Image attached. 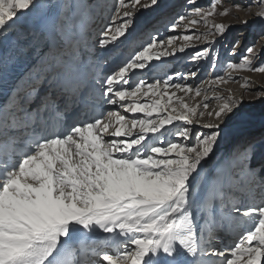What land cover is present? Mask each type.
Listing matches in <instances>:
<instances>
[{
	"label": "snow or ice",
	"instance_id": "snow-or-ice-1",
	"mask_svg": "<svg viewBox=\"0 0 264 264\" xmlns=\"http://www.w3.org/2000/svg\"><path fill=\"white\" fill-rule=\"evenodd\" d=\"M220 2L199 6L197 0H186V10L169 31L195 33L201 21L207 25L213 16L227 14L228 8L218 13ZM258 3L264 6V0ZM157 4L115 0L96 43L102 49L112 46L134 25L135 13ZM34 7L36 0H0V33L15 30ZM87 10L80 3L71 14L57 15L31 33L34 47L44 42L50 51L0 105V264H264V153L254 164V145L209 182L206 202L219 199L223 204L225 191L230 194L224 215L203 223L197 219L200 170L214 154L226 122L241 113L243 97L205 96L193 106L185 97H200L202 88L188 83L184 73L163 82L133 80L149 62L200 43L207 46L194 51L192 61L210 57L214 69L212 45L231 26L213 23L202 35L184 34L179 48L176 35L153 37L109 72L92 77L101 102L118 110L62 131L40 128L44 113L58 108L57 99L81 83L78 53L87 41L78 20ZM258 15L264 18V11ZM260 54L249 46L239 62L229 60L225 67L264 73V63L254 65L249 58ZM229 55H236V45ZM226 78L236 77L217 74L211 83ZM41 80L48 83L42 97L36 88ZM211 99L222 103L209 109ZM121 111L144 118L128 120ZM205 114L210 119L201 123ZM194 127L207 131L193 132ZM225 221L233 231L243 228L227 245L221 238ZM94 236L101 238L89 242Z\"/></svg>",
	"mask_w": 264,
	"mask_h": 264
},
{
	"label": "rangeland",
	"instance_id": "rangeland-1",
	"mask_svg": "<svg viewBox=\"0 0 264 264\" xmlns=\"http://www.w3.org/2000/svg\"><path fill=\"white\" fill-rule=\"evenodd\" d=\"M111 1L112 0H110L109 4L107 5L108 12L105 13L106 15L101 12L97 13V15L104 16L105 22H101L100 26H98V29L94 30L93 35H91L90 38L88 39V42H90L89 40H92L93 45H97L96 41L98 36L100 35L101 31L104 30L105 26L109 23L110 18L113 15V6L115 4V0H113L112 4ZM197 2H199L198 3L199 6H207L209 0H197ZM142 3H150V0H142ZM92 4L90 3V6H92ZM177 4H178L177 7H171L170 10L167 9L168 11L165 12L166 15L167 13H170V11L172 12L173 10H175V12L166 15V16H170V15L171 16L168 21H164L165 24L164 28H161V30L158 31L160 34L156 32L159 29L158 26L156 27V25H158L159 21H161V19L163 18L162 16L163 13L161 12L162 11L161 1L158 0L157 5L152 6L151 8L141 9L140 11L135 13L134 25L130 27V29L126 32V35L124 37H120L118 41L113 44L114 46L118 45L117 47H115L116 50L108 53L107 56L106 55L103 56L104 55L103 51L107 50L110 47H108L107 49L101 48V51L95 57L96 61L102 58V68H104L106 64L117 58V56H119V53L121 55L125 54V59H127L132 54H134L133 51H139L142 49L143 46L151 42V39L153 37L158 36L159 38L166 40L169 35H176L177 36L176 42L178 41L179 43L183 44L182 36L184 34H191L194 36L202 35L207 31V28L213 23H224L225 25H230L231 27L228 28L223 38L218 39L216 42L217 44L215 43L214 45H212L213 51L217 54L216 66L214 69L212 67V62L210 57L201 58L198 62H193V61L191 62L190 60L192 57V53L194 51H198L202 47H206L207 46L206 44L200 43L196 48H188L184 53H182V55H184V58L182 59V63L183 64L186 63L185 64L186 69H184L185 71L183 70L182 72L179 73H184L185 75H189L190 76L188 79L189 81L187 82L194 86H200L202 88V93L200 97H194V93L193 94L190 93L188 94V96L185 97V100L186 102L195 106L198 102L202 103L205 96L211 98L214 95H224V96L230 95L234 99L243 97L244 103L242 105L241 113H238L236 116L232 117L229 121L226 122L224 126V132L222 134L220 141L218 142L215 152H219L221 149L225 148L226 150L225 152H229V154L231 155L232 150L230 151V149L231 148L233 149L237 145L236 153L238 154L241 153L243 149L247 147L249 144L254 145L255 147L254 153L262 151L264 149V130H258V129L259 127L264 126V95H261L262 93H264V73H258L249 70L233 71L227 69L225 65L226 62H228L229 60L233 62H239L245 55L246 48L253 45L256 46V43L261 38V36H264V33L263 35L262 33L259 34L258 37L256 36L257 38L253 35L245 34V32H248L247 30L250 29V27H253L252 23L255 22V20L258 17H260L258 13L264 11V6H261L258 3V0H232V3H228L227 0H221L220 4L218 5L217 11L218 13H221L223 12L224 8H228L227 14L225 15L217 14L213 16L208 20L207 25L203 21H201L196 26L197 31L195 33H186L183 30H178L177 32H170L169 26H167L165 22H169L171 24L176 19L178 14H181L186 10V0H177ZM235 4H239L241 5V7L236 8L234 6ZM90 6H88V10L91 8ZM188 11H191V9H188ZM173 13L174 15L172 16ZM245 20L247 21V23H242V21ZM162 23L163 22H160V25ZM147 26L150 28V29L148 28V32H146V34L144 32L140 34L139 32L142 31L143 28L145 27L147 28ZM252 31L253 28L250 30V32L252 33ZM140 35L141 37L139 41H137L136 39ZM135 36H137V38L134 39V41L136 40V43H134V41L131 42ZM0 37H2L3 39V40L0 39V46H1L6 40V38L5 36H3V33H0ZM125 40L127 41V43L125 46H123V44L126 42ZM237 41H239L238 45L236 43ZM157 42H159V40H157ZM234 45L239 47L236 48V55L230 56L229 54L231 53ZM126 52H128V55H126ZM100 53L102 54V56H99ZM81 58L84 59L85 56L82 55ZM249 58L253 60L254 65L264 63V52L261 51V54L258 57H249ZM150 64L159 65L160 59L154 60L152 61V63L149 62V64L146 67H150ZM154 71L155 70H153L151 73H148L147 68L144 70H137V74L135 78L136 79L143 78L146 79L148 82H156V80H160L161 82H163L169 76L174 75L173 73L170 72L171 71L170 68L169 70L167 68L162 69L159 72H155L153 74ZM192 73H196L195 78H192L191 76ZM226 73H230L231 76L236 78L235 79L226 78V82L219 85H213L211 83L215 75L217 74L224 75ZM247 81H250V83H246ZM173 82H177V81H173ZM179 82H183V81H179ZM172 90L175 91V89ZM181 94L183 93L177 92V95H181ZM141 102H148V101L146 99L141 98ZM214 103H217V105L214 106ZM220 103H222V101L211 99L209 109H212L213 107H217ZM205 116H207V114H205ZM126 118L130 120V117H126ZM137 118L139 119L144 117L143 115H141V116H137ZM179 124L183 126V122H180ZM243 125L249 126V129H246L244 131L243 128H240L239 130L236 129L237 126H243ZM238 131L241 132L238 133ZM239 137H245V138L243 140L238 141ZM165 139H172L175 141L176 138L174 136H166Z\"/></svg>",
	"mask_w": 264,
	"mask_h": 264
},
{
	"label": "bare ground",
	"instance_id": "bare-ground-1",
	"mask_svg": "<svg viewBox=\"0 0 264 264\" xmlns=\"http://www.w3.org/2000/svg\"><path fill=\"white\" fill-rule=\"evenodd\" d=\"M109 1L110 0H36V7H34L31 11L27 12L26 14H24L21 17V19L18 21V25L15 28V30H9L7 32L6 36L3 33V36H5L6 40L0 46V83H2V85H3L1 88L2 91L7 93L9 91L12 92L14 89L12 86L11 87L9 86V79L5 76V75H7L5 72L9 69L6 60H7V57L10 55L8 53L10 52L11 49L21 51V54H20L21 65H20L19 70L17 71L16 75L13 78V80H14L13 85L16 87L17 85H20L22 82H24L26 80V78L28 77V74L34 68H36L39 65L40 60H37V58H39V56H42L44 53H48L50 51V47H45L44 42H41L40 45L36 46V47H34L32 45V43L30 41V35L33 31L41 30L46 21L56 18L57 15H59L61 18H64L65 14H71V11L80 3H84V4H87L88 6H90V3L92 4L94 2L92 4V6H90L91 8L85 13V15L80 20H78V25L83 26V32H84L86 41H88L90 36L93 35V31L98 29V26H100L101 22H105L104 16L97 15V13L98 12H101L103 14L107 13L108 12L107 5L109 4ZM159 1L162 2V5H161L162 11L161 12L163 13V15H162L163 18L161 19V21H159L158 25H156V27L158 26V28H159L156 32L160 31L161 28H164V25H165L164 21L169 20L171 15L170 16H166V15H168L172 12H175V10H173L172 12L170 11V13H167L165 15V12L168 11L167 9L170 10L171 7H177V5H178L177 0H159ZM112 2H113V0L111 1V4H112ZM173 15H174V13L172 14V16ZM160 22H163V23L160 25ZM165 23L167 26H169V24H170L169 22H165ZM252 26L253 27H250V29L247 30L248 32H245V34L253 35L255 37L256 36L258 37V35L261 33L263 35V33H264V18L258 17L255 20V22L252 23ZM114 27H116V25H113V28ZM148 28H149L148 26H147V28L146 27L143 28L142 31H140L139 33L141 34L144 32L146 34V32H148ZM252 28H253V31L251 33L250 30ZM11 32H14V33H11ZM142 36H144V35H142ZM140 37H141V35L138 38H137V36H135L131 42H133L134 39H136V38H137L136 40L139 41ZM119 38L120 37H118V39ZM0 39H2V38H0ZM136 40L134 41V43H136ZM89 41L92 43V40H89ZM90 42H88V43H90ZM57 43H59V40H57ZM88 43H86V45H84L85 50L89 53V55L91 57L92 56L93 57L91 58V61H87V63H85L84 61H80L79 68L85 70L89 74L98 73L100 70V65H102V64L99 61H96L95 57L101 51V48L99 47L98 44L96 47H94L92 45H88ZM126 43H127V41L123 44V46H125ZM181 45H182L181 43H179L178 41L177 42L175 41V44H174L175 47L179 48ZM117 46L112 45V46H110V48H108V49L106 48L107 50H104V51L102 50L103 54H104L103 56H105V55L107 56L108 53L116 50L115 47H117ZM237 47H239V46H236V48ZM262 47H264V36H261V38L258 40V42L256 43V46H255V48L260 52H261ZM16 52H18V51H16ZM133 52H135V51H133ZM262 52H264V51H262ZM99 56H102V54L100 53ZM17 58H18V55H17ZM118 58L119 57L117 56V58L114 59L112 62L108 63L106 65V67L107 66L108 67L114 66L112 64H115L114 62H115V60L117 61ZM183 58H184V55H182V53H180V52H177L176 54H174L172 56L162 57L160 59L159 65H151L150 64V67H146L147 72L151 73L153 70H155L153 72V74H154L155 72H159L160 70L165 69V68H167L168 70L170 68L171 69L170 72L173 74L182 72L184 69H186V67H185L186 63L185 64L182 63ZM11 59L17 60L14 58H11ZM190 60L192 62V59H190ZM190 60H188V61H190ZM119 64H121V62ZM192 65H194V64H192ZM187 76L190 77L189 75H187ZM135 79L136 78L133 77V80H135ZM29 83H30V81H29ZM36 87H37V89L40 88L39 83L36 84ZM191 94H193V93H191ZM182 95H184V94L177 95V96H182ZM143 99H145V98H143ZM216 105H217V103H214V106H216ZM104 109H106V110H104V113H107L108 111L118 110V109H116L115 106H108L106 104H105ZM121 114L126 115V117H130V120L132 118H137V116L143 115V114H135V115L127 114L123 111H121ZM209 119H210V117L204 116V117H202V120L200 122L204 123V122H207ZM177 123H180V122H177ZM240 128H243V126H237L236 129L239 130ZM258 130H264V126L259 127ZM200 131L206 132L207 130L206 129H200L199 127L193 128V132H200ZM231 150H233V149L231 148L230 151ZM225 151L226 150L224 148V149H221L219 152H214V154L211 155V157L209 159H207L206 162L203 163V167L200 170V176L198 177V179L196 181V186H197L198 191H199V196L197 198L198 199L197 219L200 223H203V220L205 218H208V217H214L215 219L219 220L221 218V216L224 215V209L222 208L221 210H218L216 207H220L222 205L226 206L230 203V200L227 199V197L230 194L227 191H225V193H224V195H225L224 203L222 204L220 202V206L212 205L213 200L206 202V189L209 185V182L212 180L213 176L216 174V172L214 173L213 170L216 169L218 172V170H220L222 167H224L229 162L228 161V158H229L228 155H230V154H229V152H225ZM262 153H264V150L261 153H258L259 155H257L255 157L256 160L254 159L255 160V161H253L254 164L257 163V161H259L261 159ZM231 195L234 196L235 193H232ZM226 224H227V222L225 223V228H230ZM242 231H243V228H238L235 231L226 232L228 237L223 236V232H221V238L223 239V241L231 240V242L233 243L234 237L236 236V233L242 232ZM94 238L98 239V238H101V236H94Z\"/></svg>",
	"mask_w": 264,
	"mask_h": 264
},
{
	"label": "water",
	"instance_id": "water-1",
	"mask_svg": "<svg viewBox=\"0 0 264 264\" xmlns=\"http://www.w3.org/2000/svg\"><path fill=\"white\" fill-rule=\"evenodd\" d=\"M245 128L248 129L249 126H244V125H243V129H244V130H246ZM244 130H243V131H244ZM239 132H241V131H238V133H239Z\"/></svg>",
	"mask_w": 264,
	"mask_h": 264
}]
</instances>
